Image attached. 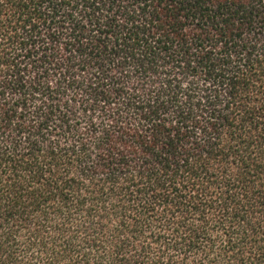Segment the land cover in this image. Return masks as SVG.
Masks as SVG:
<instances>
[{"label":"trees","instance_id":"1","mask_svg":"<svg viewBox=\"0 0 264 264\" xmlns=\"http://www.w3.org/2000/svg\"><path fill=\"white\" fill-rule=\"evenodd\" d=\"M0 264H264V0H0Z\"/></svg>","mask_w":264,"mask_h":264}]
</instances>
